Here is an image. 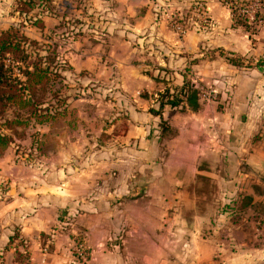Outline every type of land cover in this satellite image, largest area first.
Returning a JSON list of instances; mask_svg holds the SVG:
<instances>
[{"label": "crops", "instance_id": "0c3cea01", "mask_svg": "<svg viewBox=\"0 0 264 264\" xmlns=\"http://www.w3.org/2000/svg\"><path fill=\"white\" fill-rule=\"evenodd\" d=\"M84 1L22 28L65 61L67 106L0 156V264H264V31L223 0L204 23L194 0ZM193 59L201 107L166 106L162 131L154 96Z\"/></svg>", "mask_w": 264, "mask_h": 264}, {"label": "trees", "instance_id": "16d2710c", "mask_svg": "<svg viewBox=\"0 0 264 264\" xmlns=\"http://www.w3.org/2000/svg\"><path fill=\"white\" fill-rule=\"evenodd\" d=\"M15 1L14 15L27 19L30 24L38 27L43 26L40 15L54 13L51 5L53 0H41L46 5L38 3L37 0ZM223 1L232 3L230 9L234 25L241 27L250 36L255 33L258 22L264 21V0H257L260 7L253 23H249L240 10L255 0ZM32 12L38 15L34 19L29 17V14L33 15ZM173 21L187 27L185 18L176 17ZM23 27L22 21L18 26L0 31V156L13 142L14 134H18V126L26 125L28 120L36 123L48 122L67 106V99L61 94L60 87L65 61L57 58L55 51L52 52L49 48L43 54L40 43L29 38ZM228 59L235 65H244L241 58ZM198 61L191 60L184 69L182 75L185 80L182 86L166 88L154 96L157 106L152 108V112L160 118L162 131L168 130L167 122L163 119L166 106L183 109L188 107L193 111L201 107L203 89L195 86L187 77L191 65ZM8 112H12L11 118L7 117ZM250 202V197H244L241 207L248 206Z\"/></svg>", "mask_w": 264, "mask_h": 264}, {"label": "rangeland", "instance_id": "374dc122", "mask_svg": "<svg viewBox=\"0 0 264 264\" xmlns=\"http://www.w3.org/2000/svg\"><path fill=\"white\" fill-rule=\"evenodd\" d=\"M37 1H38V3H43L44 5H46L45 4L46 2H42L41 0H37ZM194 2H195V4L196 3H200L203 6V3L201 2V0H194ZM223 2H225V1H223ZM8 3H9V0H0V29L2 28V26H5L7 24V21H8V20H6L5 18H2V17H6V16H9V15H14V11H15L14 9H15L16 1L15 0L12 1V4H11L10 7H8ZM228 3H226V4H228ZM57 4H52L51 3L52 7H53V5H55L53 7V12H54V9L57 11L56 13H53V14H56V16H58L60 19H63V18H65L67 16L66 21H68L69 24L70 23L75 24L74 20L77 19L78 15L80 13H85L86 14L85 11L87 9H85V10L83 9L85 4H86V1H84V0H66V1L65 0H57ZM198 8L199 7H197V9ZM199 9H201V7ZM32 14L33 15L29 14V17H31V19L32 18L34 19L36 16H38L37 14H34V12H32ZM22 21L25 22V25L27 23L28 26H33V25H31L28 22L27 19L19 20L18 21L19 23L16 26H18L20 23H22ZM25 25H24V27H25ZM30 33L32 34V32H30ZM47 33H46V35H48ZM46 49H47V47H43V46L41 47V50L44 51V52L46 51Z\"/></svg>", "mask_w": 264, "mask_h": 264}, {"label": "built area", "instance_id": "2783aa9c", "mask_svg": "<svg viewBox=\"0 0 264 264\" xmlns=\"http://www.w3.org/2000/svg\"><path fill=\"white\" fill-rule=\"evenodd\" d=\"M194 6L198 12V16L200 17L201 22L202 23L207 22V18L204 15L202 4L196 3ZM228 6L231 7L232 3L229 2ZM197 7H199V8L201 7V9H199V8L197 9ZM259 7H260V4L257 2V0H255L252 3H250L248 6L243 7L240 11H241L242 15L248 19L249 23H253L255 21V17H256L255 14L258 12ZM173 22H174V25H173L174 29L176 30V32L180 36H183L188 32L187 27H182L181 25H179L175 21H173ZM259 31H264V21L263 20H260L258 22V24L256 25V30H255L254 34L258 33ZM213 94L214 93H212V92H207V93H204L202 95V97L210 98L213 96ZM78 254L80 257H83V256H85L86 253L83 250H80V251H78Z\"/></svg>", "mask_w": 264, "mask_h": 264}]
</instances>
